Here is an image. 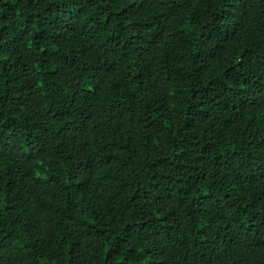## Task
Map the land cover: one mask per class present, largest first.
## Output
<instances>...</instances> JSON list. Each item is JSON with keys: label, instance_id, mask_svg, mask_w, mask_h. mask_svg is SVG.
Wrapping results in <instances>:
<instances>
[{"label": "trees", "instance_id": "trees-1", "mask_svg": "<svg viewBox=\"0 0 264 264\" xmlns=\"http://www.w3.org/2000/svg\"><path fill=\"white\" fill-rule=\"evenodd\" d=\"M0 264H264V0H0Z\"/></svg>", "mask_w": 264, "mask_h": 264}]
</instances>
